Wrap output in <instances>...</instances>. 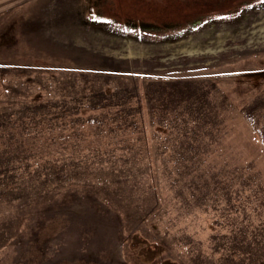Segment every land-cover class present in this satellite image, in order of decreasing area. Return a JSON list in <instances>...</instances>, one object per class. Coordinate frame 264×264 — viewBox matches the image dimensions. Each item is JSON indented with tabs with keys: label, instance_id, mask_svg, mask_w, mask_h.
I'll return each instance as SVG.
<instances>
[{
	"label": "rangeland",
	"instance_id": "obj_1",
	"mask_svg": "<svg viewBox=\"0 0 264 264\" xmlns=\"http://www.w3.org/2000/svg\"><path fill=\"white\" fill-rule=\"evenodd\" d=\"M0 264H264V0H0Z\"/></svg>",
	"mask_w": 264,
	"mask_h": 264
},
{
	"label": "trees",
	"instance_id": "obj_2",
	"mask_svg": "<svg viewBox=\"0 0 264 264\" xmlns=\"http://www.w3.org/2000/svg\"><path fill=\"white\" fill-rule=\"evenodd\" d=\"M204 12V11H203ZM191 18H189V20H190Z\"/></svg>",
	"mask_w": 264,
	"mask_h": 264
}]
</instances>
